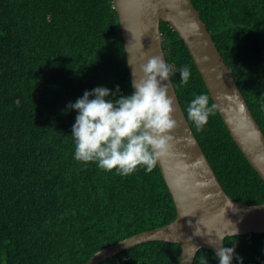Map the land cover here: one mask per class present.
I'll use <instances>...</instances> for the list:
<instances>
[{"label":"trees","instance_id":"trees-1","mask_svg":"<svg viewBox=\"0 0 264 264\" xmlns=\"http://www.w3.org/2000/svg\"><path fill=\"white\" fill-rule=\"evenodd\" d=\"M192 3L264 133V0ZM161 31L186 117L197 95L214 105L179 35L164 22ZM185 65L191 75L182 85ZM97 87L109 89L113 101L134 92L114 0H0V264H87L97 252L176 219L157 164L151 173L140 167L122 176L75 159L78 113L68 105ZM189 124L226 193L264 204V181L216 107L202 130ZM224 246L243 264H264V233L231 236ZM180 258V245L150 242L102 264ZM202 261L219 264L207 249L194 264Z\"/></svg>","mask_w":264,"mask_h":264},{"label":"water","instance_id":"water-1","mask_svg":"<svg viewBox=\"0 0 264 264\" xmlns=\"http://www.w3.org/2000/svg\"><path fill=\"white\" fill-rule=\"evenodd\" d=\"M114 6L131 81L133 71L136 79L140 78V66L149 57L160 56L167 63L161 31V23H167L189 50L232 139L264 181V133L192 0H114ZM165 83L174 97L177 127L172 133V147L157 165L173 198L177 217L168 225L97 252L87 264H102L150 242L178 244L179 264H194L201 249L216 254L228 237L264 233V204L241 203L226 193L189 124L175 86L171 87V73ZM196 231L200 236L195 235ZM192 246L197 248L194 256Z\"/></svg>","mask_w":264,"mask_h":264},{"label":"clouds","instance_id":"clouds-1","mask_svg":"<svg viewBox=\"0 0 264 264\" xmlns=\"http://www.w3.org/2000/svg\"><path fill=\"white\" fill-rule=\"evenodd\" d=\"M170 71L162 57L152 56L140 66L139 79L133 71L132 95H121L113 101L109 99L114 95L109 89L97 87L69 104L68 108L78 113L72 130L75 159L85 164L96 162L102 170H115L122 176L133 174L140 167L151 173L172 147V133L177 127L174 97L165 83ZM190 75V67H182L180 83L187 84ZM116 92L119 93V86ZM214 110L215 105L209 106L206 94L197 95L187 107V118L202 130ZM195 235L200 236L198 231ZM209 244L214 246L210 241ZM191 251L194 256L197 248L192 246ZM216 257L219 264H232L234 257L243 264V258L236 256L232 247L218 248Z\"/></svg>","mask_w":264,"mask_h":264}]
</instances>
